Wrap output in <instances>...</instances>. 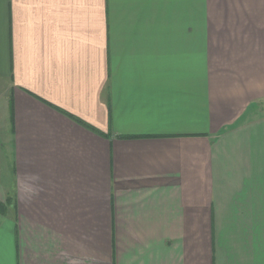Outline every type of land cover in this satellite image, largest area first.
I'll list each match as a JSON object with an SVG mask.
<instances>
[{
    "label": "crops",
    "instance_id": "1",
    "mask_svg": "<svg viewBox=\"0 0 264 264\" xmlns=\"http://www.w3.org/2000/svg\"><path fill=\"white\" fill-rule=\"evenodd\" d=\"M0 264H264V0H0Z\"/></svg>",
    "mask_w": 264,
    "mask_h": 264
}]
</instances>
